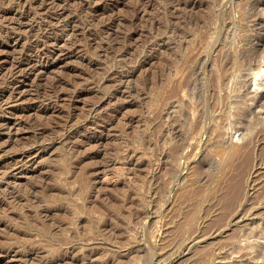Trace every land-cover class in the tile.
Listing matches in <instances>:
<instances>
[{
    "label": "rangeland",
    "instance_id": "374dc122",
    "mask_svg": "<svg viewBox=\"0 0 264 264\" xmlns=\"http://www.w3.org/2000/svg\"><path fill=\"white\" fill-rule=\"evenodd\" d=\"M0 264H264V0H0Z\"/></svg>",
    "mask_w": 264,
    "mask_h": 264
},
{
    "label": "bare ground",
    "instance_id": "6f19581e",
    "mask_svg": "<svg viewBox=\"0 0 264 264\" xmlns=\"http://www.w3.org/2000/svg\"><path fill=\"white\" fill-rule=\"evenodd\" d=\"M208 62V61H207ZM258 75V72H256L255 73V75H254V79H256L255 77ZM191 80V79H190ZM222 80V79H221ZM189 81L188 80H186V81H182L181 82V85H180V87L181 88H186V87H190V84L188 83ZM191 82V81H190ZM190 89V88H189ZM182 90V89H181ZM187 90V89H186ZM188 94V93H187ZM188 96L189 97H194V96H196V94H195V91L193 90H189V94H188ZM259 100H261L260 98H259ZM251 120H253V118L252 117H247V123H246V127H248V126H250V124H251ZM247 164H246V167L247 168H250V166L252 165V162H253V160L251 159V156L250 155H247ZM240 190V186L239 185H237V187H236V191L238 192ZM193 237L192 236H190V239H192Z\"/></svg>",
    "mask_w": 264,
    "mask_h": 264
}]
</instances>
